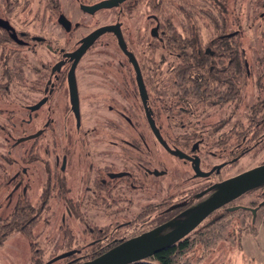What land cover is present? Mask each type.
Segmentation results:
<instances>
[{"label":"flooded vegetation","instance_id":"flooded-vegetation-1","mask_svg":"<svg viewBox=\"0 0 264 264\" xmlns=\"http://www.w3.org/2000/svg\"><path fill=\"white\" fill-rule=\"evenodd\" d=\"M70 3L76 6L79 3V9L84 13H86L84 6L96 4L78 0H70ZM11 13L8 9L0 10V19L9 22L7 28L0 25V100L5 98L6 101L4 107H0V135L14 142L9 150L12 160L7 184L12 189L7 195V202L11 206L15 199L22 201L16 202V211L8 216L9 222L6 225L2 224L9 225L7 228L9 227L10 231H22L24 225L30 227L38 219L39 213H36L34 206L29 203L32 192L30 177L35 173L32 165L37 161L30 160V145L26 147L25 143L29 141L27 137L32 135H28L23 126H30L38 116L44 122L47 106L51 114L46 121L49 125L46 126L44 123L39 129L41 133L30 140L40 138L54 124L55 133L62 134L68 139L67 143L55 144V159L47 166L49 177L54 178V194L60 200L66 201L67 214L84 217L97 215L106 218L103 224H96L94 227L85 224V229L90 232L100 231L107 234L121 231L136 232L128 238L120 237L116 241L113 240L101 254L165 225L167 227L160 235L173 231L176 228L175 223L184 221L208 202L219 191L223 182L264 165L262 160L247 169H238V165L248 153H253L254 150L264 152V80L254 81L260 105L253 107L252 113L255 116L250 115L247 128L239 129L235 123L228 130H224L227 121L223 122L221 117L212 116V113L205 111L196 114L185 112L183 116L186 119L182 127H178L181 132L178 131V134L172 132L174 134L172 135L171 125L166 131V136L163 132L165 127L157 121L159 82L145 78L146 72L135 53L129 49L126 40V49L123 50L114 33H105L116 39L124 59L126 58L128 62L125 63L123 59L118 61L116 75L120 79H114L112 74L108 75L114 80L111 87L99 84L83 87L79 84L78 67L94 45L83 55L75 69L77 93L75 97L70 85V72L74 60L66 55L76 51L93 31L76 41L77 47L72 50L55 48L46 43L43 34L32 35L29 30L23 29L24 27L19 29L15 26L11 22ZM61 17H65L70 23L69 29L59 22ZM152 20L157 23L155 16ZM58 23L69 35L73 28L80 26L74 25L72 20L62 13L58 16ZM115 24H120L123 32L121 22L108 25ZM153 30L157 31V36ZM150 35L154 38L159 37L158 25L150 30ZM45 49L58 58L53 65L46 63ZM5 50L6 54L3 53ZM133 58L139 64L145 93L141 90L138 74L132 63ZM229 67L236 69L238 66L233 63ZM231 76L233 81L230 86L219 85L220 91L214 94L217 97L215 102L234 103L238 99V93H243V89L240 91L237 89V73L233 72ZM249 76H252L251 72ZM13 84H18L23 89L22 93L25 95L22 98L29 103L25 105L28 114L21 119L20 122L23 124L21 127L15 124L12 113ZM200 91L204 92V88L201 87ZM207 98L203 93L198 97V102L205 104ZM43 101L39 109L31 110ZM110 102L112 104L109 105ZM115 102L124 105L120 109ZM126 103L129 106H126ZM104 113L117 115L120 118L119 123L117 125L114 122L109 123L108 119H103ZM94 115L95 119L102 120V124L93 123ZM150 120L155 124V131ZM15 129L24 131L19 133L21 137L25 136L24 141H19L20 137L14 138ZM101 130L108 135L118 134V140H105L103 136V139L100 137L103 142L93 144L91 140L99 139ZM159 145L167 154L162 161L158 160ZM19 147H22L20 159L13 157L12 154ZM35 147H31V151H44L42 147L37 149ZM173 160L181 164L180 171L173 172L171 168ZM166 163L168 166L161 168ZM41 164L44 174L47 175L45 163ZM162 178L165 180L160 182L159 179ZM53 187L51 185L48 188L43 187L44 190L39 195L43 201L42 211L45 210L46 201L53 196ZM252 196L255 198L247 205L242 202L244 198ZM263 210L264 183L215 210L194 231L205 230L208 227L205 222L211 217H215V220H224L236 213L249 214L246 229L257 228L259 215ZM30 212L33 215L29 217ZM25 217H28L25 223L19 224L20 218ZM234 224L235 230L240 228L239 223ZM156 255L146 261L155 259Z\"/></svg>","mask_w":264,"mask_h":264},{"label":"rangeland","instance_id":"rangeland-1","mask_svg":"<svg viewBox=\"0 0 264 264\" xmlns=\"http://www.w3.org/2000/svg\"><path fill=\"white\" fill-rule=\"evenodd\" d=\"M78 1L90 3L96 0ZM190 1H192L191 4H189ZM209 1L175 0L174 7V3L169 0H128L119 7L99 10L91 15L81 11L79 3L76 6L70 3V0H8L6 2L0 0V10H12L11 22L19 29L24 27L23 29L29 30L32 35L43 34L46 43L55 48L61 47L66 50L76 48V41L95 29L110 23L121 22L125 40L145 70V78L159 82L156 106L157 121L165 127L163 132L167 136L166 131L171 125L174 128L170 130L172 135H174L172 132L177 134L178 131L181 132L179 128L182 127L183 121L186 119L183 116L185 112L196 114L205 111L212 113V116L221 117L223 122L227 121L225 123L227 127L224 130H228L235 123L239 129L247 128L250 110L260 105L257 101L258 93L254 81L264 80V0H223V3L221 2L223 5L217 0H212L213 3L208 4ZM220 4L223 7L221 10H219ZM166 12L167 20L165 19ZM60 13L68 16L74 25H80L73 28L70 35L58 23ZM154 16L157 18V23L152 20ZM170 24L173 30L171 33L177 32L181 38L188 36L190 29L194 28L196 36L202 42V50L205 51L208 46L216 53V57L206 58L207 65L210 67L225 68L228 66L226 62L229 60V52L233 53L230 59L235 61L237 47L245 51L252 76H249L248 85L242 87L244 91L236 102H215L217 97L214 94L220 91L217 84L213 87L215 90L212 92V96L208 95L210 93L206 94V97L210 99L207 98L205 104L198 102V98L194 94L195 91L190 89V82L197 81L196 76L202 78L203 72L193 75L188 73L185 79L178 76L177 68L182 65L185 56L183 55L182 59L178 57L183 52L189 54L190 50H175L171 46H167V41H164L163 37H165L164 30H167V26L171 27ZM156 25L159 26L158 38L150 35V30ZM222 26L225 27L222 28ZM222 32L234 36L236 49L233 47V49L227 50L210 44L211 39ZM57 59L48 49H45L46 63L53 65ZM119 60L128 63L126 58L124 59L116 39L110 34L103 35L88 51L78 67L79 84L83 87L90 84L111 87L114 80L108 76L109 74H112L114 79H120L116 75ZM200 81L198 79V83ZM22 90L18 84L12 85V113L15 117V124L20 125L19 127L23 126L20 121L27 116L25 105L29 104L22 98L25 95ZM185 90L188 91L186 95L184 94ZM180 97H184L186 101L183 107L178 106L176 102ZM5 102V98L1 99L0 107H4ZM110 104L112 103L110 102ZM114 104L120 109L124 105L118 102ZM125 105L129 106L127 103ZM45 111L44 122L38 116L30 126H23L25 132L32 135L27 137L29 141L25 143L26 147L30 145V160L37 161L32 165V170L35 173H32L30 177L32 192L29 196V203L34 206L36 213H39L38 219L24 232L13 231L6 237L1 235L2 232L0 233V241H3L0 247V264H47L55 257L69 251L77 253L53 264H77L101 254L113 240L116 241L120 237L128 238L136 233L132 231L108 232V234L100 231L90 232L85 229V224L88 223L90 227H94L96 224H103L106 218L103 219V216L97 215L84 217L67 214L66 201L60 200L54 194V178L49 177L47 166L48 163L52 164L55 159V144H64L69 141L62 134L55 133V124L51 125L43 136L40 135V138L30 140L34 135L41 133L39 129L51 117L48 106ZM103 115V119H108L109 123L114 122L116 125L119 123L120 118L117 115L108 113ZM95 118L94 115L93 123L102 124L101 119ZM48 125L49 122L46 123V126ZM37 130L39 131L36 132ZM22 131L15 129L14 138L20 137L19 141H24L25 136L21 137L19 134ZM145 133L148 134L146 131ZM113 134L108 135L102 133L101 130L99 139L91 140V142L93 144L101 143L103 141L100 137L103 139V136L105 140H118L119 135L114 134V136ZM121 137L123 138L122 135ZM6 140V136L0 135V220H2L0 226L9 222L8 216L16 211V202L22 201L15 199L11 206L7 202V195L12 189L7 184L11 169L10 160H12L9 150L14 142L11 140L6 142ZM33 146L36 149L42 147L44 151H31ZM21 149L22 147L15 149L12 152L13 157L20 159ZM158 151V160L162 161L167 154L160 145ZM262 160H264V152L254 150L253 153H248L243 158L238 169H247ZM41 162L45 163L47 175L43 172ZM166 166L168 163L163 164L161 168ZM171 168L173 172L180 171L181 164L173 160ZM159 180L162 182L165 178ZM49 185L53 187V196L48 200L45 210L42 211L43 201L39 195L44 190L43 187L48 188ZM254 198V196L247 197L242 202L247 205ZM262 212L259 215L258 227L247 229L245 227L249 223L250 217L248 213H236L224 220H215V217H211L205 222V225L208 226L205 230L191 232L185 238L190 239L193 245L190 251L182 254L175 264H264V210ZM29 215L31 216L33 213L30 212ZM234 223H239L240 228L235 230Z\"/></svg>","mask_w":264,"mask_h":264},{"label":"water","instance_id":"water-1","mask_svg":"<svg viewBox=\"0 0 264 264\" xmlns=\"http://www.w3.org/2000/svg\"><path fill=\"white\" fill-rule=\"evenodd\" d=\"M127 0H102L99 3L90 6H84L83 9L88 14H94L99 10L112 9L119 7ZM59 22L66 27L70 28V23L65 17H61ZM0 25L4 27L9 26V22L0 19ZM112 32L118 39L120 47L126 49V42L123 36V32L120 24L107 25L100 27L89 34L82 42V45L74 52L67 54L66 56L74 60L71 72H70V85L73 95L76 97V78L75 69L78 61L83 55L95 44V42L105 33ZM154 35L157 36L156 30H153ZM132 63L138 74V80L140 82L141 90L145 93V87L143 84V77L140 72L139 64L135 58L132 59ZM31 108V110L39 109L42 104ZM150 124L155 131V124L150 120ZM37 135L31 137L35 138ZM160 139V136H158ZM200 176H204L200 174ZM264 183V165L253 168L239 176L227 180L220 185L219 191L203 206L198 208L193 214L182 222L175 223L176 228L164 235H160L161 232L167 227V225L159 227L158 230L145 233L141 236L130 239L115 248L99 255L98 257L82 262L80 264H134L137 262H144L148 258L154 257L156 254L178 244L184 240L191 232H193L208 216H210L215 210L228 204L230 201L239 197L247 191L257 188ZM75 254V251L63 253L47 264H52L56 261L65 259Z\"/></svg>","mask_w":264,"mask_h":264},{"label":"trees","instance_id":"trees-1","mask_svg":"<svg viewBox=\"0 0 264 264\" xmlns=\"http://www.w3.org/2000/svg\"><path fill=\"white\" fill-rule=\"evenodd\" d=\"M4 2L8 1V0H2ZM102 0H96L94 2H90L89 4H94L96 2H99ZM172 1L174 3V7L176 5L175 0H169ZM212 0H210L208 2V4H212L213 2H211ZM217 2L219 3H223V0H217ZM192 1L189 2V4H191ZM221 3V4H222ZM220 4L219 10H221L223 7ZM217 5V4H216ZM227 5V3H226ZM173 10V8H172ZM12 12V10H10ZM218 13V11H217ZM218 15V14H216ZM219 16V15H218ZM217 16V17H218ZM165 19L167 20V12L165 13ZM164 24L166 26V23L164 21ZM171 26V24H170ZM164 27V25H163ZM225 26H222V28H224ZM167 30H164V36L163 40L167 41V46H171L172 48H174L175 50H186L189 49L190 53L189 54H185L180 53L181 56H179L178 58L180 59L183 55L185 56V58L182 61V65L179 66L177 68L178 72V76L182 79H185L188 73H191L192 75L198 72H203V77L199 78L198 76L195 77V79L197 81L190 82V89L195 91L194 94L197 96V98L201 95V94H208V93H212L215 89H213V87L217 84L220 85L221 87L224 85L230 86L231 85V81H233V77L230 76L231 73L236 72L237 73V77H236V81H237V89L238 91H240V89H242V87H244V85H247V82L249 81V63L246 60V53L244 50H240L239 47H237V50H235V56L236 59L235 61L231 60L230 58L232 57L233 53L229 52V60L226 62L227 63V67L225 68H221V69H216L213 67H210L208 64V60L206 58H214L216 57V53L215 51H213L210 47H206L205 51L202 50V42L200 41V39H198V36H196V31L193 29H190V32L188 34V36L181 38L180 35H177V32H173L171 33L172 30V26L166 27ZM174 28V27H173ZM223 31V30H221ZM212 46H216L217 48H223V49H227V50H231L233 49V47L236 49L235 45H236V41L234 39V36H232L230 33H225L222 32L220 33V35H216V37L214 36L211 41H210ZM192 51V54H191ZM4 54H6V50L3 51ZM222 56V55H221ZM188 57V59H186ZM189 58H192L193 60H190ZM182 59V58H181ZM235 63L238 67L236 69L230 68L229 65ZM241 65V66H240ZM244 77V79H242ZM198 79H200V83H198ZM181 86V84H180ZM204 88V92L201 93L200 89ZM182 91V90H180ZM188 93L187 90L184 91V94L186 95ZM240 95V92L238 93V97ZM177 105L183 107L184 103L186 102L184 97H180L176 100ZM256 107V106H255ZM254 109V108H253ZM250 110V115L253 114L252 110ZM254 115V114H253ZM252 115V116H253ZM255 116V115H254ZM48 203V200L46 201V205ZM30 217V215H29ZM20 222H18L19 224H24L25 221L28 219V217H25L24 219L20 218ZM0 222H2V220H0ZM23 222V223H21ZM17 223V222H15ZM27 223V222H26ZM32 224V223H31ZM6 225V224H5ZM16 225V224H14ZM9 226V225H7ZM7 226H0V233L3 237L8 236V234L12 231H10L11 229ZM18 226V225H17ZM16 226V227H17ZM28 226V225H27ZM25 227V225L22 227L23 228V232L28 228ZM19 228V227H17ZM3 241H0V246L3 244ZM192 242L190 241V239H185L182 240L181 242H179L178 244L160 252L159 254L156 255L155 259H152L151 261H144V262H137L134 264H175L176 262H178L179 257L184 254L187 253L188 251H190V248L192 247ZM107 249V248H105ZM105 251V250H104ZM53 264V263H52ZM74 264V263H72Z\"/></svg>","mask_w":264,"mask_h":264}]
</instances>
